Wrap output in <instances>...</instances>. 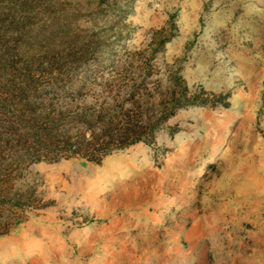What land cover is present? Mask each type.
<instances>
[{
	"label": "rangeland",
	"instance_id": "374dc122",
	"mask_svg": "<svg viewBox=\"0 0 264 264\" xmlns=\"http://www.w3.org/2000/svg\"><path fill=\"white\" fill-rule=\"evenodd\" d=\"M60 1L0 0V264H264V0Z\"/></svg>",
	"mask_w": 264,
	"mask_h": 264
},
{
	"label": "trees",
	"instance_id": "16d2710c",
	"mask_svg": "<svg viewBox=\"0 0 264 264\" xmlns=\"http://www.w3.org/2000/svg\"><path fill=\"white\" fill-rule=\"evenodd\" d=\"M48 1H50V0H20V2L18 3L19 5L22 4L23 6H21V7L25 8L24 9L25 12L23 13V17L27 16L25 19L28 20V15L27 14H28L29 11H34L33 18H35V17L38 18L42 14H48L50 19L52 20L51 24L52 25H56L54 29H52L50 27L51 31L47 32V37H45L46 41L43 42V43L41 42L42 44L40 43V44H37V46H36L38 48V50L45 51L47 53V55H49L48 51L52 48V46L56 45L57 38L59 39L60 36H57L55 38H51V37L54 34L56 36L57 31L64 32V30L67 28V27L66 28L63 27V25H64L63 23L61 25H59L58 28H56L57 24L61 23V20H62V19H60L61 8H62V6L64 4L60 0H55V1L51 0L50 2H48ZM11 3L12 2H10V4ZM37 8H41L42 10H36ZM21 23H22L21 26H24V24H26L24 20H22ZM47 29H49V28L47 27ZM47 29H45V30H47ZM10 34L11 33L7 34L8 39L5 38V33L0 34V44L7 43V45H8V43L10 42V40H9V35ZM42 45H44V46H42ZM51 63H55V60L53 62H51ZM29 68H32L31 62H29ZM26 89H28V88H26Z\"/></svg>",
	"mask_w": 264,
	"mask_h": 264
}]
</instances>
